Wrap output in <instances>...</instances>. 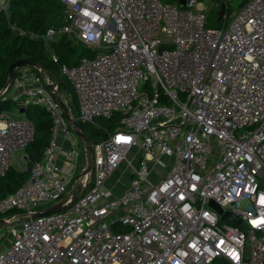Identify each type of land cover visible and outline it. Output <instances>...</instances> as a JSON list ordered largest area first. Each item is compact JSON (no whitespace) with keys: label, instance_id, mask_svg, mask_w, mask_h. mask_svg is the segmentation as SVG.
Masks as SVG:
<instances>
[{"label":"built area","instance_id":"1","mask_svg":"<svg viewBox=\"0 0 264 264\" xmlns=\"http://www.w3.org/2000/svg\"><path fill=\"white\" fill-rule=\"evenodd\" d=\"M205 1L60 0L64 22L38 36L47 51L65 35L95 52L70 66L51 54L77 117L61 100L76 120L118 114L120 125L93 142L86 171L60 85L47 70L16 69L1 95L16 109L0 110V177L11 158L28 167L15 156L34 136L21 108L42 107L52 126L27 180L0 198L11 237L0 264H264V0H240L220 27L205 26ZM123 163L118 191L110 178Z\"/></svg>","mask_w":264,"mask_h":264},{"label":"trees","instance_id":"2","mask_svg":"<svg viewBox=\"0 0 264 264\" xmlns=\"http://www.w3.org/2000/svg\"><path fill=\"white\" fill-rule=\"evenodd\" d=\"M175 1V0H173ZM216 6L212 8L205 23L206 27L222 26V19H218V10L221 4H225V17L229 16L230 9L227 8L226 0H209ZM64 22L63 4L60 0H8L7 10L0 11V90L5 86L8 79V68L18 59H25L43 65L44 70L55 72L59 70V64L74 65L83 57H91L94 50L86 47L68 36H61L51 43V49L58 58L54 63L49 56L46 45L38 36L43 34L51 26H59ZM18 30V32L16 31ZM38 71L35 67H29ZM60 86L71 95L72 114L77 117L78 107L74 90L65 76L60 79ZM14 103L9 98L0 97V110L7 109ZM34 125V136L25 146L28 157V167L17 169L10 167L0 177V198L14 192L29 176V165L42 158L50 135L52 121L49 113L40 106L29 105L23 115ZM118 114L110 118L98 119V125L77 120L80 130L92 142L105 139L108 131H113L120 123ZM2 216L0 215V218ZM217 264H228L219 260Z\"/></svg>","mask_w":264,"mask_h":264},{"label":"rangeland","instance_id":"3","mask_svg":"<svg viewBox=\"0 0 264 264\" xmlns=\"http://www.w3.org/2000/svg\"><path fill=\"white\" fill-rule=\"evenodd\" d=\"M163 3H170V2H173V0H161ZM198 1H203L206 3L205 0H198ZM239 3H240V0H234V1H231L229 3H227V8L230 9V15L227 17H225V13H224V16L222 18V25H226L232 15V13L237 10V8L239 7ZM215 4L212 3L211 1L208 0L207 2V15L209 13V11L212 9V8H215ZM206 15V16H207ZM207 20V18H206ZM221 26V25H220ZM219 27V26H218ZM16 31L18 32V30L16 29ZM49 52V51H48ZM53 53V51H50L49 52V56H51V54ZM55 73L60 79L64 76L61 74V72L54 68ZM47 74L50 75V79H55L54 75L48 71H46ZM16 76V70L13 74V77ZM8 80V79H7ZM7 95H9V92L7 93ZM58 95L59 97L64 100L65 102H67L68 106L69 107H72V98H71V95L69 93L66 92V90L61 87L59 90H58ZM16 109V106L13 105V104H10L9 107L6 109L8 111H11L13 112L14 110ZM16 117H19V118H23L24 116L22 114H16ZM245 131V129H241L239 131L236 132V135H239L241 133H243ZM72 133H73V130H72ZM73 137L75 138V143H76V148L79 152V154L81 155V161H85V156H86V147H85V144L84 142L80 141L76 135L73 133ZM23 152L25 153V150H17L16 153H15V156L17 159H20L21 155L23 154ZM136 154V150L133 149L132 151H130L129 155H128V158L130 159V161H133V163L135 162L134 161V155ZM11 164H12V167L14 168H17V164H16V161L14 158H11L10 160ZM21 166L23 168H25V164H21ZM129 172V166L126 164V163H123L121 164L116 170L115 172L112 174L111 178H110V185L120 191L121 188H123V185L125 183V180L122 182V178L123 177H127V174ZM53 203V202H52ZM52 203L48 204V205H51ZM47 205V206H48ZM7 228L6 226L0 228V246H3L4 243H6L7 241H9L11 239L10 237V233L6 232Z\"/></svg>","mask_w":264,"mask_h":264},{"label":"water","instance_id":"4","mask_svg":"<svg viewBox=\"0 0 264 264\" xmlns=\"http://www.w3.org/2000/svg\"><path fill=\"white\" fill-rule=\"evenodd\" d=\"M180 6H184L187 2V0H178ZM224 13H225V4H221L220 6V9L218 10L217 14H218V19L221 20L224 16ZM19 67H35V68H40L41 70H44V66L39 64V63H35V62H31V61H28V60H25V59H18L16 60L14 63H12L9 68H8V80L5 84V86L0 90V97L3 93H5L10 85H11V82H12V79H13V74L15 72V70ZM50 73H52L55 77V82L59 85L60 84V78L53 72L51 71H48ZM52 85H49L48 88L51 90L52 89ZM54 96L56 97V99L59 101L62 109H63V112H64V115L67 119V121L69 122V124L71 125V128L73 130V133L76 135V137L84 142L85 144V147H86V151H87V156H88V166H87V169L86 171H88L89 169H91L92 167V161H93V149H92V144L93 142L90 141L84 134L83 132L80 130V127H79V123L77 122L76 119L72 118L70 116V113H69V110H68V107L67 105L61 100V98L57 95V93H54ZM26 109L24 108H21L20 111L21 112H25ZM78 193V189L74 190V193H73V197H72V200H75L76 199V195ZM210 205L212 207H214L218 212H221L220 208L218 205H216L212 200L210 201ZM62 209H64V206L60 205V204H57V205H53V206H50L49 208H47L46 210H43L42 212L39 213V215H49V214H52V213H56V212H59L61 211ZM222 220H230V221H233L235 223H240V219L235 217L234 215L230 214V213H225V214H222V217H221ZM6 226L4 220L0 219V228ZM215 264V263H213Z\"/></svg>","mask_w":264,"mask_h":264},{"label":"crops","instance_id":"5","mask_svg":"<svg viewBox=\"0 0 264 264\" xmlns=\"http://www.w3.org/2000/svg\"><path fill=\"white\" fill-rule=\"evenodd\" d=\"M61 139H60V141H61V144L63 145V146H67V141H65V139H62V137H60ZM62 146V147H63ZM122 189V188H121Z\"/></svg>","mask_w":264,"mask_h":264}]
</instances>
